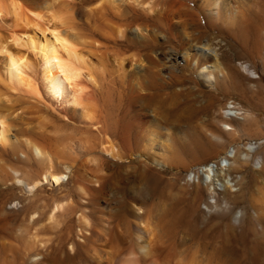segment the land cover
Listing matches in <instances>:
<instances>
[{
    "label": "rangeland",
    "instance_id": "374dc122",
    "mask_svg": "<svg viewBox=\"0 0 264 264\" xmlns=\"http://www.w3.org/2000/svg\"><path fill=\"white\" fill-rule=\"evenodd\" d=\"M16 1L22 18H14L11 12L0 18V35L5 37L9 48L19 49L34 63L35 56L29 49L23 46L16 48L13 34L17 33L23 39L35 35L40 40L44 39V35L50 41L53 32L67 30L77 35L75 47L86 63L85 66L80 65L79 71H82L75 80L84 89V101L93 104L101 119L104 114L116 116L119 111L116 105L122 104L129 93L144 92L152 81L151 70L157 68L160 75L166 77L167 68H163L156 58L168 52L176 53L173 59L180 62L173 67L177 70L182 66L191 79L162 89L159 97L164 92L169 95L176 92L178 96L171 102L178 98L176 101L180 100L182 104L188 91L195 90V105L201 108L189 123H169L163 117L161 119V115L154 116V104L139 100L132 108L149 118L156 117L161 125L156 128L155 142L146 139L130 156L113 159L99 146L102 136L98 132L100 124L86 129L80 122L78 105L72 107L49 98L28 68L25 73L37 83L41 95L36 96L22 86L21 89L20 86L8 85L0 69V114L11 126H8L7 133L16 136L15 139L11 136L15 140H12L14 145L18 143L16 147L22 146L24 151L22 139L36 137L34 139L54 154L52 156L56 159H51L52 164L65 174L62 183L45 180L44 195L48 200L57 197L63 206L68 204L71 208L67 207L65 213L52 217L55 223L45 213L30 228L32 234L37 231L34 237L41 238L36 239L51 240L55 236L53 227L61 226L64 238L63 246L57 248L59 252L56 251L61 257L57 264H113L114 261L125 264V258L131 254H128L130 249L136 252L134 257L131 256L133 261L138 259L139 264H162L164 259L163 264H192L196 261L197 264H264V3H261L264 0L239 1L241 15L232 27L223 21V15L217 20L212 16L205 17L200 13L198 0H179L191 7L194 13V16L184 15L181 11L180 18L176 12L169 14L167 11L169 5H174L177 0H130L133 4H128L129 0H123V3L111 0L109 4L106 0ZM0 3H8V0H0ZM113 9L118 10L115 12ZM133 28H136V33ZM200 32L204 41L209 40L216 46L225 64L218 85L203 83L202 76L195 69L180 61V51L187 38L192 41L190 43L196 44L193 37ZM146 38H150V42ZM1 58L0 55V62ZM148 59L150 61L147 62ZM252 70L253 76L249 73ZM183 79L181 76L180 80ZM106 100L110 104H106ZM230 106L231 110L238 112L240 119L237 121L242 123L225 118L224 111ZM178 115L181 117L183 114L180 112ZM202 135L205 142L197 145L196 139ZM116 140L117 146L122 149L120 139ZM22 142L24 144V140ZM250 142L256 146L253 152L246 149ZM69 147L74 148L72 155L76 156L75 161L67 157L71 153ZM4 149L2 155L5 160L0 157V167L4 161L17 166L23 163L15 159L16 153L13 154L9 145L6 144ZM29 155L39 157L33 149ZM224 156L227 167L220 169L218 159ZM106 157L110 162L123 163L128 171L130 165L141 158L142 189L139 193H135V183L131 182L127 190L107 183L101 190L90 193L84 192L76 183L74 188L72 178L82 174L96 185V174L105 170L97 171V164ZM45 158L48 159V156ZM206 162L215 167L217 165V170L221 172V175L212 176L213 182L211 179H198L194 174L195 167ZM4 172L0 171V180L7 177ZM72 188L75 190L71 191ZM134 205H139L137 211ZM24 208L7 207V212H3L16 236H6L3 240L17 244L22 252L24 237H29L24 229L27 223L30 224L29 217L34 206L31 204L26 205V210ZM33 227L38 230H33ZM134 232L140 233V240L136 241ZM35 249L33 247L29 253L40 251V248ZM41 250L44 255L48 254L44 248ZM29 253L16 259V264H50L42 256L29 262ZM148 255L153 256V262ZM138 263L135 261L132 264Z\"/></svg>",
    "mask_w": 264,
    "mask_h": 264
},
{
    "label": "bare ground",
    "instance_id": "6f19581e",
    "mask_svg": "<svg viewBox=\"0 0 264 264\" xmlns=\"http://www.w3.org/2000/svg\"><path fill=\"white\" fill-rule=\"evenodd\" d=\"M106 1L109 4L113 0L112 1L106 0ZM122 1L123 0H121V2ZM239 1H242V0H198L197 4H198L199 9L201 10L200 13L205 14V17L209 18L212 16L215 18V20H217L221 15H223V21L228 23L232 27V26H234V23H236L238 21L240 15H241V11H240L241 8L239 9L240 5H238V3H240ZM62 2H63V0H62ZM130 3L131 2L129 0L128 4H130ZM261 3H264V2H261ZM112 4H115V3H112ZM131 4H133V3H131ZM170 4H172V2ZM18 5H19V3L16 0H8V3H4V4L0 3V16H1L0 18H3L2 15H4L7 12H11L14 15V18H17V17L22 18L20 16L22 13L19 12V9H18L19 6ZM66 6H67V4H66ZM104 6H106V5H104ZM114 6H117V4ZM245 6H246V4H245ZM257 6H261V5H256V7ZM69 7H71V6L68 5V8ZM100 7L101 6H99L98 8H100ZM167 7H163V8H167ZM98 8H97V11L95 10L96 13L98 12ZM141 8H143V7H141ZM88 10H90V8H88ZM113 10L115 11L118 9H113ZM260 10H262V9H260ZM167 11L169 14L176 12L179 15V18H180V15L182 12H183L182 14H184V15L190 14L191 16H194V13H193V10H191V7H189L187 4H185V2H180L179 0H177L176 2L174 1V5H172V6L169 5ZM93 12H94V10H93ZM125 12H128V11H125ZM117 13H118V11H117ZM121 13H122V11H121ZM248 14H249V12H248ZM55 15H53V16L55 17ZM172 18H173V16H172ZM58 19H59V17H58ZM166 19H168V18H166ZM18 20L20 21V19H18ZM29 20H31V19L29 18ZM25 21H27V20H25ZM193 21H195V20H193ZM173 22H175V21H173ZM199 22H200V19H199ZM195 24H197V23H195ZM28 25H29V22H28ZM194 27H195V25H194ZM125 28H126V26H125ZM120 29H118V31H120ZM134 29H136V28H133V30ZM137 29H138V27H137ZM141 29L143 30V28H141ZM241 29H242V27H241ZM231 30H233V28ZM134 31H135L134 33H136V30H134ZM261 34H262V32H261ZM52 35H53V38L51 41L46 39V36L44 37V35H42L44 38L42 40L35 37V35L34 36H27L26 39H23L22 36L17 35V33L12 35V40H13V43L16 45V48H17V46L18 47L23 46L25 49H29L33 53V55L35 56L34 63H33V61L30 62L27 59L29 56L27 57L25 55V53L21 52L19 49L18 50L10 49L11 47L9 48L7 41L4 40L5 37L0 35V55L2 57L1 62H0L1 63L0 69H2V71L1 70L0 71H1L2 75L4 76V78L6 79L8 85H10V86H17V87L22 86L26 91L38 96V95H41V93H40L41 91H39L40 88L38 89V87L36 85L38 83L40 85V87L43 88L44 92L46 93V95L49 98L58 99L59 101H62V103L64 102V103L70 104L72 107H76L78 105L80 107V110H79V116L81 119L80 122H82V124L85 126L86 129H88V127H92V126L98 127L97 125L100 124V129L98 128V132L102 136H101V141L99 143V146L101 147L102 152H106L110 158L121 159L123 157H127L128 155L130 156V153H132L134 150L138 149L146 139L151 140V142H155L156 134H157L156 128L161 127V125L156 120L157 119L156 117L154 119L149 118L147 116H144L141 112H138L137 110H135V108H132L133 105L135 103H137L139 100H142V102L145 101L146 103L148 102L150 104H154L153 105L154 108L152 109V111L154 112V116L158 115V117H159V115H161L160 116L161 119L163 117V120L166 122H169V123H171V121H180V122L189 123L192 121V117L194 116V114H196L197 112H199L201 110V108H199V106L195 105V101L197 100V95L195 93V90L194 91H192V90L188 91L187 96L185 97V100L182 102V104L179 103L180 100L176 101V99H178V98H176L174 102L173 101L171 102V100H174V97L178 96V94L176 92L173 93V91H172V93H173L172 95H169L168 92L167 93L164 92V95L159 97L160 91L162 89H164L166 87H171L176 82L177 83L178 82L183 83V82L189 81L191 79V77L188 76L182 70V66H181V68L178 67L179 69H177V70L175 69V67H173L175 65L178 66L177 64H179L180 62L173 59L174 57H176L175 56L176 53L168 52V53H161V56L156 58L159 61H161L160 63L163 64V68H167L166 69L167 70V76L164 77V76L160 75L161 72L159 73V70L157 68H155V70H151L150 72H151L152 81L150 83V86L144 92L136 91L134 93H129L126 96V99L124 100V102L122 104L116 105V107H119V111H118L116 116H110L109 114H104L103 119H101L100 114H98V113L96 114V110H94L93 104L91 102L84 101L85 96H83V94H82V91L84 89L82 90L83 87L79 86L75 80L77 75L80 74L82 71V70L79 71L80 65L81 64L84 65L86 63V60L83 57V55L75 47V45L78 41V36L75 34H72L70 31H67V30H65L64 32H61V31L56 32V33L53 32ZM135 36H138V34L137 35L135 34ZM124 37H126V36H124ZM261 37H262V35H261ZM193 38H194V40H196V44L190 43L192 41L189 42L188 38H187V40L185 39L187 42L182 46L183 48H181V51H180L182 54L181 55L182 58L180 60V61H182L181 63L182 64H188L192 67V69H195L198 72V74L202 76V79H203L202 82L203 83L211 84V85H218L217 82L220 81V78L224 73V66L223 65H225V64L223 63V59L220 58L216 46H213V44L209 40L204 41L201 38V32ZM149 40H150V38H149ZM149 40H148V38H146V41L150 42ZM151 40H153V39H151ZM263 40H264V28H263ZM153 43L155 44L156 41H154ZM215 45H217V44H215ZM147 47H148V45H147ZM150 47H153V44L152 45L150 44ZM148 49H149V47H148ZM148 54L152 55V53H148ZM172 54H174V55H172ZM144 55H145V53H144ZM146 61L148 62V61H150V59H148ZM175 61H176V63H175ZM172 64H174V65H172ZM26 68L30 69L35 74V77L38 80L37 83H34V81H32V79H30L26 75V73H25ZM249 73L251 74V76H253L252 73H254V71L252 70ZM2 75H1V77H2ZM181 76L184 77L183 80H180ZM1 77H0V82L2 81ZM22 87H21V89H22ZM170 94H171V92H170ZM105 103L110 104V102L107 100L105 101ZM230 108H231V106L227 110L224 111L225 118L228 119L229 121L230 120L237 121L238 118L240 119V117H239L240 115L239 116L237 115L238 112L231 110L233 108H231V109ZM235 110H237V109H235ZM180 112L184 116L182 115L180 117L181 114L178 115V113H180ZM5 122L6 121H4L3 115L0 114V157H2V159L5 157L2 154H4V150H6L4 148H5V145L7 144L10 146V149L12 150L13 154L16 153L15 159L22 161L23 163H21V165H23V164L24 165L21 166L19 164L20 166L19 165L17 166L16 164L13 165L12 163L9 164V163H5L6 161H4V162H2L3 160L1 161L3 164L0 167V171H3V172L5 171L6 173L5 172L4 173L7 175V177H4L2 180H0L1 181L0 185L2 186L0 188V239H1V241H0V264H16V259L23 257V254L25 255V253L27 255V253H29L33 249V247H35L36 249L40 248V251H38L39 250L38 249L37 250L38 252L36 251L33 254H31L32 252L29 253V254H31L29 256V262H30V260H33V259H36V258H39L42 256L45 260L47 259V262H49L50 264H57L58 261H61V260H59V258H61V257H59L56 254V251L59 252L57 250V248L60 246H63L62 240L64 238V237L62 238V236H61V232H62L61 226H60V228H58L57 225L54 224V225H56V227H53V230H55V234H53V235H55V236L51 240H44L43 238H42V240L36 239V238H39V239H41V238L40 237H34V236H36L35 233L37 231H35V233L33 232V234H32V231H30V228H32V226L34 224H36L37 220H39V219L41 220L42 217L41 218H39V217L45 213H48L47 217H50L53 220L54 216L55 217H56V215L60 216L59 214L62 215V212L65 213L67 211V210L65 211V209H67V207L71 208V206L70 205L68 206V204H67V206H63V202L60 201L59 199L57 200V197L53 198L51 200H48L47 196L44 195V190H45L44 181L48 180V181H52L55 183H62V180L65 177V174L61 170H59L58 167L53 165L54 163L52 164L51 159L53 161H55V159H56V158H53L54 154H51L50 151H48V149L46 150L45 149L46 146L44 144H42V142H40L37 139H34L36 137L32 136L33 138L22 139V141L24 140V144L21 141L22 145H24V151H23V149H21V148H23L22 146H19L20 148L16 147V145L18 143H16V145H14V143H13L15 141L14 139L16 136H14L13 134L10 135L7 133V131L10 128L8 129L9 125L7 122L6 123ZM238 123H242V122H238ZM9 127H11V126H9ZM11 136H14V139H11ZM118 138L120 139V141L122 143V149H120L121 147L119 148L117 146V143H116L117 140L116 139H118ZM203 138H204L203 135L201 137H197V139H196L197 145H201L205 142V141L203 142ZM99 139H100V137H99ZM12 140H14V141H12ZM255 147L256 146L253 144V142L252 143L250 142V143H248L246 149H248L250 152H253ZM69 148H70L69 150L71 153H69V154L67 153L68 154L67 157L70 159V161H75L76 156L72 155V153L75 152L74 148L73 147L72 148L69 147ZM32 149L34 150V152L39 157H37V158L33 157L32 158L31 157L32 155H29V154H31ZM45 156H48V159H46ZM29 159H31V161ZM4 160H5V158H4ZM218 160H219V168L225 169V166L227 165L226 156L219 158ZM130 162H131V160H130ZM245 162H247V161H245ZM142 166H143V162H142L141 158L137 159L134 162V164L130 165V168H128V169H130V171L126 170V168H125L126 165L124 166V164L121 162H110V159L108 157L101 158L100 162L97 164L96 170L97 171H102L103 169H105V170H104V172L96 174L97 178L95 180L98 182L96 185L91 184L90 179L86 178L83 174L80 177L79 176L75 177V178L73 177L72 181L74 182V188L79 184V185H81L82 189H84V192H88V193H90V191H94V190H101L106 183L110 184L109 186H112V187H115V188H118L121 190H127L128 184L131 182L133 184L135 183L134 184L135 185L134 188H136L135 193H139L142 189V186H141V179H142V174H141L142 169L141 168H142ZM217 168H218L217 165L215 167L210 162L200 163V164H198V166L195 167L194 174L197 176L198 179H203L204 181L211 179L210 181H212V176H214V175L218 176V174L221 173L220 170L219 171L217 170ZM85 181L88 183H86ZM75 183L77 185H75ZM74 188H72L71 191H74L75 190ZM80 188L78 187V189H80ZM134 198L135 197H133V200L136 199V198L135 199ZM135 201H137V199ZM31 204L34 206V209L31 212L30 217H29L31 221L29 220L30 224L27 223L25 226V229H24V231L27 232V234H29V237H27V236L24 237V242L22 244L23 245V252H22L21 248H19V246L17 244H13L11 241L6 242L3 240L4 237H6V236L16 237L14 235L13 229L11 228L10 224L7 223L8 219H6V216H4L5 213L3 214V212H7L5 210V208H7V207H12V209H14V208L18 209V208L25 207L23 210H26L27 209L26 205L29 206ZM134 206H135V209L137 211V208H138L137 206H139V205H137V206L134 205ZM141 206H142V204H141ZM28 208H30V207H28ZM63 209H64V211H63ZM8 215H9V212H8ZM43 218H46V217H43ZM59 218H61V217H59ZM56 219H58V217ZM137 219H139V218L137 217ZM53 222H54V220H53ZM53 222H51V223H53ZM57 222H59V220ZM137 226H139V225H137ZM40 227H39V229H40ZM139 227H141V226H139ZM33 228H34L33 230H38L35 227H33ZM65 228H67V227H65ZM133 234H134V238L136 239V241L140 240V238H138L140 233L138 234L137 232H134ZM67 236H68V234H67ZM27 239H29V241ZM7 241H8V239H7ZM42 248H44L45 251H48L47 255H44L45 252L43 250H41ZM130 250H131V252L128 253V254L131 253L130 255H128L129 257H126L125 258L126 260L123 259V260H125V264H132L135 261H136V263H138V261H137L138 259L133 261L134 260L133 257H134V255H136L135 254L136 252L134 253V251L132 249H130ZM134 250H135V248H134ZM141 250H143V249H141ZM148 253H150V252H148ZM146 255H147V253H146ZM131 256H133V257H131ZM140 256H141V254H140ZM114 258L115 257H113V259ZM152 258H153V256H152ZM20 261L23 262V260H20ZM167 261H168V258H167ZM152 262H153V259H152ZM156 262L157 261H155L154 263H156ZM164 262H165V259H164ZM196 262H192V264H197ZM111 263H113V260ZM113 264H123V262L119 263V262L114 261Z\"/></svg>",
    "mask_w": 264,
    "mask_h": 264
}]
</instances>
